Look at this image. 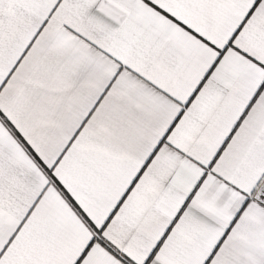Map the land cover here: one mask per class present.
<instances>
[{
  "label": "snow or ice",
  "instance_id": "snow-or-ice-1",
  "mask_svg": "<svg viewBox=\"0 0 264 264\" xmlns=\"http://www.w3.org/2000/svg\"><path fill=\"white\" fill-rule=\"evenodd\" d=\"M0 264H264V0H0Z\"/></svg>",
  "mask_w": 264,
  "mask_h": 264
}]
</instances>
